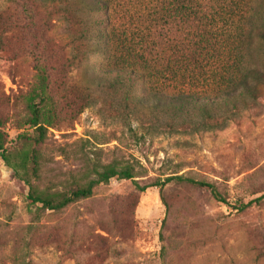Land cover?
Instances as JSON below:
<instances>
[{"label": "rangeland", "instance_id": "374dc122", "mask_svg": "<svg viewBox=\"0 0 264 264\" xmlns=\"http://www.w3.org/2000/svg\"><path fill=\"white\" fill-rule=\"evenodd\" d=\"M20 1L0 0V125L7 135L0 151V264H264V88L245 107L235 101L233 112L223 113L231 103L211 105L225 123L204 129L201 108L174 111L153 98L151 82L144 91L137 81L135 101L125 100V88L107 73L115 60L73 44L75 4L67 23L55 20L49 5L48 23L33 39L18 14ZM237 53L246 64L245 48ZM37 66L48 77V100L34 102L52 117L40 145V185H65L89 152L103 162L132 163L140 185L181 175L211 187L173 180L162 202L156 187L140 192L131 179L111 178L89 199L37 216L27 185L10 167L34 146L35 128L25 119ZM81 100L92 102L76 112Z\"/></svg>", "mask_w": 264, "mask_h": 264}, {"label": "trees", "instance_id": "16d2710c", "mask_svg": "<svg viewBox=\"0 0 264 264\" xmlns=\"http://www.w3.org/2000/svg\"><path fill=\"white\" fill-rule=\"evenodd\" d=\"M40 1L41 6L37 4L38 0L20 1L18 14L28 35L35 39V30L47 25L51 14L50 9L46 11L49 5L58 15L55 20L67 23L70 9L75 4L77 9L72 14L79 23V32L73 44L84 46L89 53H101L107 59L115 60L113 66L116 68L107 73L111 74L113 83L125 88V100L135 101L133 88L137 81H143L140 87L144 91L145 83L151 82L153 98L168 101L179 113L189 107L201 108L202 128L212 129L222 128L225 121H217L221 113L211 105L223 103L230 107L231 103L232 106L223 113L233 112L237 108L235 101L240 99L245 107L248 100L257 99L264 88V0ZM40 11L45 12L46 19L39 18ZM239 13L246 17L241 20ZM243 47L248 56L244 65L237 53ZM37 71V81L27 103L29 116L25 119L26 124L35 128L34 146L23 148L19 163L10 164L14 174L27 185L28 206L35 209L37 216L61 211L77 201L89 199L95 187L111 178L131 179L140 192L156 187L162 202L163 187L173 180L211 187L209 183L181 175L140 185L134 180L137 170L132 163L124 160L103 162L98 157H91L89 152H83L81 166L69 181H64L65 185L60 188L40 185V145L52 117L49 109L34 102L35 98H39V103L48 100L49 81L44 66H37ZM196 88L204 92L197 93ZM91 102H75L76 112ZM182 124L184 122L180 126ZM6 140L7 135L0 125L2 154ZM3 156L7 160L6 155ZM29 163L32 164V181Z\"/></svg>", "mask_w": 264, "mask_h": 264}]
</instances>
